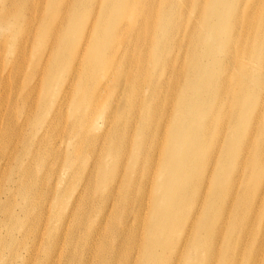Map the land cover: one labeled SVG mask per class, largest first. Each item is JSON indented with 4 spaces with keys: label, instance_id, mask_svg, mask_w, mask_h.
Listing matches in <instances>:
<instances>
[{
    "label": "bare ground",
    "instance_id": "1",
    "mask_svg": "<svg viewBox=\"0 0 264 264\" xmlns=\"http://www.w3.org/2000/svg\"><path fill=\"white\" fill-rule=\"evenodd\" d=\"M61 1L47 0L49 13L43 1L30 16L21 10L11 16L14 29L42 49L27 52L36 63L19 84L26 121L12 132L6 121L0 170L14 195L4 193L0 205L18 199L23 217L35 207L44 218H19L8 205L0 221V264H175L171 251L183 257L190 248L195 258L187 264H264V0H201L202 8L184 7L176 33L168 30L175 0H161L160 13V0ZM237 25L241 32L235 34ZM97 36L104 42L94 46ZM6 40L2 32L0 54L8 57ZM129 48L137 53L134 63ZM0 70L5 86V77L12 85L20 78L17 62L13 68L1 63ZM41 88L42 104L30 107L40 109L32 126L24 108L28 95L39 98ZM66 116L80 149L86 145L90 157L95 149L110 157L73 175L83 184L70 200L74 218L60 214L56 203L65 197L56 186L69 180L58 171L50 200L41 199L45 187L25 171L23 157H15L17 150L24 155L45 144ZM6 141H14L10 153ZM97 172L105 177L95 186ZM158 188L164 205L158 204ZM94 193V205H78ZM52 202L55 212L48 218ZM187 206L192 212L183 213ZM182 233L183 241L175 240Z\"/></svg>",
    "mask_w": 264,
    "mask_h": 264
},
{
    "label": "rangeland",
    "instance_id": "2",
    "mask_svg": "<svg viewBox=\"0 0 264 264\" xmlns=\"http://www.w3.org/2000/svg\"><path fill=\"white\" fill-rule=\"evenodd\" d=\"M43 1L45 2L43 12L49 13V10L47 9V6H48L47 0H8V2H7V0H0V34L2 32H4V34L7 38V40H6V52L8 53L7 54L8 57H6L3 54H0V64L2 63L4 65H6L8 62H10L12 65V68H13L15 63L17 62V70H18V74L20 76L18 81H16L15 85H12L13 80L11 79V76H9V78L8 77L4 78V81H7L6 86H5V82L0 81V120H1L0 132H2V137L0 135V146L4 145V144H2V138H3V134L6 130L5 129L6 121L10 120V130H9L10 132H12L15 127L21 126V124L26 121V117L21 114V108L22 107H21V104L18 100L21 93L24 92L22 89L19 90L20 89L19 84H20V81H22L24 79L25 74L27 77L28 74L31 73L32 66L36 63V55L30 61V59L26 57L27 52L30 49H32V47H33V49L34 48H37V49L39 48V50L42 49L41 48L42 46L38 47L36 45V43L33 44V43L27 41V38L30 34L23 32L24 30H22V29L19 30L20 28H18V27H16L18 29V31H16L14 29L13 25L11 24L13 21L11 16H14V14L17 10H21L23 12L24 16H26V13H27V15L30 16L33 13L32 8H34V6H37L38 4L42 5ZM97 1L98 0H96V2ZM175 1H176L177 5L176 6L170 5V7H169L171 15L174 16V19H173V22H172V24L168 30L172 31L173 33H176L180 28L179 21H180L181 17H184V14L181 15V12L184 9V7H185V11H194L197 3L201 4V6H200L201 8L203 6L201 0H175ZM62 2H63V0L61 1V3ZM95 6H96V3L90 4L89 10H91L92 8H95ZM162 8H163V5H162V1L160 0L159 4L157 6L158 13L161 12ZM193 15L194 14H192V16ZM9 17L12 19V20H10V23L8 22ZM240 17H242L241 14H240ZM246 17H247V13L245 14L244 18H246ZM64 18L67 19V13L65 14ZM237 21H239V20H237ZM143 29L144 28L142 27V30ZM198 29H201V27H199ZM238 29H239V32H241V28L239 25H237L235 28V31H234L235 34H236V31ZM140 31H141V28H140V30L137 31V32H139V35H138L139 38H141ZM158 34H159L158 30H155V32L152 35L156 36ZM135 35L136 34L133 33V38L135 37ZM207 36H210L209 32H207ZM213 36H215L214 31H213ZM148 37H149V35H147L145 38H148ZM52 41H53V36L50 39V43H48L45 47V49L47 51L51 47ZM171 41L172 40L170 37L168 42L171 43ZM24 42L26 43V45L24 44ZM103 42H104V39L102 37L97 36L93 45L97 46ZM234 42H238V40H234ZM186 43H188V42H186V40H185L181 50H183L185 48ZM138 46L139 47H145V46H147V44H146V42L144 43V42L139 41ZM23 52L25 53L24 59H23ZM128 52L131 56L129 58H131L132 62L134 63V61L137 57V53L132 48H129ZM46 58L47 57L45 56L44 61L41 63V65L38 66V71L42 67H44V65L46 63ZM13 61H15V62H13ZM29 61H30V65L28 68V62ZM20 67L22 68V73H21ZM149 68H151V65H149ZM0 71H2V70H0ZM77 78L79 79L80 76ZM36 81L40 82V77ZM167 83L169 85V90H170V94H171L172 79L170 78L167 81ZM42 84H43V81H42ZM38 91L40 93L39 98H37V96L35 94L28 95V103L27 104L29 106H28V108H24V113L26 110L27 111L30 110L31 104H34V101L36 102V104H42V102L44 100L43 88L39 89ZM63 93H64V91H61L60 95ZM74 93H75V90H73L72 95ZM30 112L32 114L31 115V117H32L31 123H32V126H34V121L40 115V109L35 105L30 110ZM69 113H70V110H69ZM47 117L49 118V116H47ZM37 124H38V122L36 123V125ZM71 127H72L71 121L68 118V116H66L64 118V121L57 122L54 125V128L53 127L51 128V131H50L51 135H50L49 139L46 142H44L45 144H43L40 148L36 149L35 152L32 150V147L30 146L27 148V152H25L24 155H22V150H17L18 154L15 155V157H17V156L23 157V159H22L23 167H24L25 171L31 172L33 181L35 183L45 187L44 192L41 195V199L50 200L49 189L52 186V182L54 183V178H55L58 171H60V173L62 174V176L64 177L65 180H69V182H70L69 185L67 183H65V184L56 186V193H63L65 195V197L62 198L60 202H56V203L59 204L58 212L60 214H62L63 216H65L66 218H74L72 216V214H73L75 207L74 208H73V206L71 207L70 200L76 198L75 196L77 194L81 193L82 192L81 190L83 189L82 188L81 190H79L81 188V185H83V184H82V182L75 180L73 175L76 172H78V170L79 171L83 170V173L85 175V172H86L85 167H87L88 165L97 164L99 167V164L102 161H104V163L106 164L110 159V157H108V156L101 158L100 154L98 153L99 151H96V149H95V154L90 157L87 153V150H86L87 146L86 145H84L80 149L79 148V139H78L77 135L73 134ZM30 133H31L30 130H28V129L25 130L26 138L30 137ZM32 133H33V131H32ZM261 138H262L261 142H264L263 141L264 140V134H263V136H261ZM7 141H6V145H11L10 149L7 148V152L10 153L13 150L14 141H9V142H7ZM34 144H37V142ZM52 145L54 146L53 149H49V146H52ZM13 164H14V161L10 164V166H12ZM11 170H12V168L9 167V169L7 171H11ZM73 170H74V172H73ZM104 177L105 176H102L99 172H97V175H95V177H94L95 186H98L99 185L98 180L103 179ZM160 182H161V180L158 182V184H160ZM32 190L35 193V190L34 189H32ZM4 193L9 198H11L14 195L13 189H7L4 186L3 174H2V171L0 170V201L1 202L6 201L5 199L7 197L5 196ZM155 194L158 196L157 198L159 199L158 204L164 205L165 202L161 197L162 190L160 191V189L158 188L155 191ZM81 199L82 200H80V202L78 203L79 206H82L85 203H89L91 205H94L96 203L98 197H97L96 193L91 194V195L85 194V196L81 197ZM18 202H19L18 199H16L15 201H14V199H10L9 202L0 205V221L3 220V218H7V207H8V205L10 206V210L13 211V213L17 214L19 216V218H44L43 216H40L38 214V208H35V207H31L29 214L27 216L23 217V215L20 213L19 208L17 206ZM132 210H133V208L130 204L128 212H131ZM54 212H55V204H54V202H52L49 204L48 218H51ZM190 212H192V209L191 208L189 209L188 206L185 207L183 210V213H190ZM259 219L260 218H255V219H253V221L259 220ZM230 221L231 220H229V222ZM241 223H244V221L241 220ZM259 224H260V222H258V221L255 223V228H257V230L259 228ZM240 235H241V232L239 231V232H237V235L234 236V239H236L237 246L240 244V242H239L240 241V239H239ZM1 236L2 237L5 236V232L3 229H1ZM183 236H184V234L182 233L181 235H179V237L175 238V240L179 239V241H183L184 238L181 239ZM246 238H248L247 234H246ZM253 240H254V237H253ZM193 241H194V238L191 237L189 240V244H192ZM13 246L14 247L16 246L15 242L13 243ZM182 249H183V246L180 247V250H182ZM222 249H223V246L220 247V250H222ZM173 252H174V250L171 251V258H172V259H170L171 263L174 262L175 264H183V263L187 264V260L189 261V263H192L194 258H195V253L192 252L191 248L188 249L183 254V257L180 255L178 257H173ZM165 253L168 254V251H165ZM6 255L7 256L10 255L8 250L5 251V253H4V256H6ZM29 255L30 254L28 252H26L24 254V258L29 259ZM160 257H161V255H160ZM233 258H237V255L233 256V253H232V260H233ZM32 263H34V262H32ZM117 264H122V261L120 260Z\"/></svg>",
    "mask_w": 264,
    "mask_h": 264
}]
</instances>
